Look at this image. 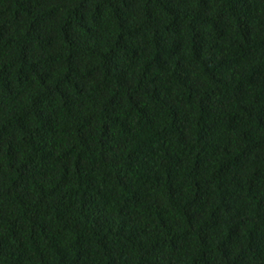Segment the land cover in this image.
I'll list each match as a JSON object with an SVG mask.
<instances>
[{
    "label": "trees",
    "instance_id": "trees-1",
    "mask_svg": "<svg viewBox=\"0 0 264 264\" xmlns=\"http://www.w3.org/2000/svg\"><path fill=\"white\" fill-rule=\"evenodd\" d=\"M0 264H264V0H0Z\"/></svg>",
    "mask_w": 264,
    "mask_h": 264
}]
</instances>
